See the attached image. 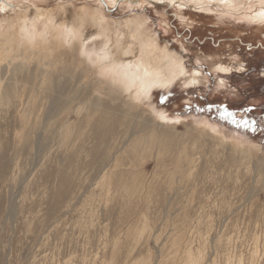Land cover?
<instances>
[{
    "label": "rangeland",
    "instance_id": "rangeland-1",
    "mask_svg": "<svg viewBox=\"0 0 264 264\" xmlns=\"http://www.w3.org/2000/svg\"><path fill=\"white\" fill-rule=\"evenodd\" d=\"M103 1L25 0L23 7L53 10L57 19L68 18L69 22H76L83 5L101 8L110 19L109 31L113 32L117 22L120 33L126 34L131 33L125 28L127 19L146 20L144 33L156 42L157 55H162L161 50L167 54L162 55L164 69L171 68L172 59L183 66V73L168 86L155 85L150 95L136 96L148 117L158 123L156 133L165 152L157 158L152 147L135 160L126 157L118 140L123 128L117 124L112 141L109 137L103 141L92 131L76 145L73 136L64 148L51 143L48 152L34 162L32 130L43 116H31V126L21 131L18 113L0 115V264H226L225 260L227 264H264V176L254 182L250 167L264 162V27L257 30L250 21L238 18L244 13L220 17L206 8L184 6L182 0H145L137 4ZM263 2L258 0L255 9L242 12H255L259 5L264 7ZM84 27L95 30L90 21ZM217 65L230 68L220 71ZM73 118L72 113L67 117L58 115L50 120L46 131L55 132L57 137L62 120ZM25 134L28 138L22 144L20 136ZM208 134L222 138L226 147L215 146ZM200 139L201 144L192 145ZM234 144L249 151L251 173L245 164L233 159ZM116 151L118 155L112 159ZM104 165L108 172L101 178ZM212 224H216L214 228ZM177 240L180 244H175ZM238 253L244 259H239Z\"/></svg>",
    "mask_w": 264,
    "mask_h": 264
},
{
    "label": "bare ground",
    "instance_id": "bare-ground-1",
    "mask_svg": "<svg viewBox=\"0 0 264 264\" xmlns=\"http://www.w3.org/2000/svg\"><path fill=\"white\" fill-rule=\"evenodd\" d=\"M21 1H23V2H21ZM24 1L25 0H20V1L19 0H0V115L6 114L10 111L14 112V113H18L20 116V120H21V131H24L26 129V125L28 126L32 123L31 116L32 117L33 116L39 117L41 115L43 116L41 121L37 120L38 122H35L37 124V127H35V123H34V129L35 130L34 129L32 130L33 137H31V148L34 151L33 152L34 162H36V161L38 162L39 156L41 154H46L48 152V150L50 149L49 145L51 143L56 142L59 145V147L64 148L63 146H65L66 143H68L69 139L72 138L73 136H74L73 141L76 145L80 144V142H82L84 140L85 135H87L88 133H90L92 131L95 132V134L100 135V138L103 141H105L108 137L112 141L115 137L114 130H115V127L117 124H118V126H122V128H123L122 136L118 140H119V143H121L119 146L121 147L123 152L127 155L126 157H128L130 159L133 158V160H135V158L138 157L139 155H141L142 153H145L146 151H150L152 147H154L156 149V157L157 158L160 157L161 155H163L165 152L164 144H163V141L161 140V138L157 137V133H156V127L158 126V123L153 121L152 118L150 119L148 117L146 110L140 105V103L138 101H136L138 98L136 96H137V94L145 95V96L150 95V90H152V86H155V85L168 86L169 84H171L174 81L176 76L183 73V71H182L183 66H181V63L177 62V60L172 59L173 61L171 62V65L169 63V66L171 68H169V70L164 69L165 67H163V65H164V62H166V61H164L162 63H161V61H163L162 58L167 56V54H166L165 50L164 51L161 50L163 57H162V55L161 56L157 55L156 49H158V48L156 47V42L153 39H148L144 33L146 20L144 21V19L141 17H135L133 19H127L125 21V24H126L125 28L127 29V31L131 32L129 34L120 33V29L118 28V23L114 22L113 28H115V29L113 30V32H111V31H109V28H108L110 19H108V15L104 12V9L102 10L101 8H97V7L92 9L88 6L83 5V6H81L80 9H78V10H80L79 11L80 17L76 20V22H74V21L69 22V20H67L68 18L57 19V15L54 14L53 10L44 9L43 7H41V8L40 7H33L30 9L28 7H23V6H25ZM27 1H29V0H26V2ZM36 1H38V0H36ZM101 1L104 2L103 0H101ZM112 1L113 2L116 1L117 3L124 2L126 4H133V3L137 4L139 2H144L145 0H112ZM170 1H172V0H170ZM175 1H177V0H175ZM262 1H264V0H262ZM172 2H174V1H172ZM172 2H171V4H172ZM182 2H183L184 6L190 5V6H192V8L193 7L204 8V9L206 8L205 10L217 12V13H219L218 15H220V14L229 15L231 13L237 15V14H239L238 12L244 13L243 17L242 16L240 17V15H237L238 18H243V19H246L247 21H250L252 24H254L256 26L257 30H261L264 27V7H262V5H259V7H257L258 9L255 10V12L254 11H251V12L250 11H243L242 12L243 9H250V10L255 9L256 8L255 6H257L256 3L258 2V0H182ZM62 3L64 4V2H62ZM63 4H61V5H63ZM8 12H10V15H6V13H8ZM246 12L251 13V15L246 14ZM57 14L58 15H64L65 12H62V13L58 12ZM220 17H221V15H220ZM180 18H182V17H180ZM87 21H90V23L93 24V26L95 27V30L85 29L84 24ZM185 23H186V21H185ZM190 24H191V22H190ZM101 38H104V40ZM102 40H103V44H102ZM136 43H137V45H135ZM102 46H103V48H101ZM136 53H137V55H136ZM212 60H213V58H212ZM69 62L71 64H69ZM72 64H76V66H73ZM89 64H91V67L89 66ZM172 64H174V65L172 66ZM219 64H221V63H219ZM229 68L230 67L228 65L227 66L217 65V69H219L220 71H227V70H229ZM195 72H197V71H195ZM193 79H195V78H193ZM183 81H184V79H183ZM126 90H127V92H126ZM124 95H127V97ZM143 98H145V97H143ZM140 99L141 98H139V101H140ZM149 100H151V99H148V101ZM148 101H147V105L149 104ZM36 102H38V104H36ZM143 104H145V103H143ZM156 111L158 112L157 109H156ZM156 111L155 112L153 111L152 113L155 114ZM69 113H72L74 118L71 121H68V119L62 120V122L57 126L58 130L56 131L57 133H59V136L56 137L54 135L55 132L49 133L48 131H46V126L51 124L50 120L54 119L58 115L62 116L63 114L67 117L69 115ZM158 113H160V112H158ZM161 114H163V113H161ZM118 121H119V123H118ZM89 127H90V130H87V128H89ZM21 134H22V132H21ZM208 136L210 137L211 140H213V143L215 144V146H219L222 148L226 147L225 141L222 138H219V136H216V135L212 136V134H208ZM27 138H26V134L22 135V136H20L21 140L19 142H22V144H23V141H26ZM197 144H201V139L193 141L192 145L194 146ZM100 148L101 147L98 146V149H100ZM190 148H192V146ZM232 148H233L232 149L233 154H236L235 155L236 157L233 159H235V161H237L239 164H245L246 165L245 168L247 169V172L250 171L249 168L251 167L252 173L251 172H249V173H251V178L254 182H256L257 180H260L259 178L261 176H264V173H263L264 162L262 161L258 165H255L254 167L253 166L248 167L250 164V161H251V155L249 154V151L246 148H244L240 145H237V144H234V147H232ZM117 152L118 151L115 152L114 156H111L112 159L113 158L116 159V155H118ZM217 153H219V152H217ZM214 154L216 155L215 152H214ZM14 157L16 158V156H14ZM229 157H230V155H229ZM229 157H227V158H229ZM232 157H234V156H232ZM2 158H3V156H2ZM159 161H160V159H159ZM239 164H237V165H239ZM242 168H243V166H242ZM232 169L234 170L235 168H232ZM233 170H230V172ZM107 172L108 171L106 169V166L104 165V167L102 168L101 173H100L101 178H102V176L106 175ZM212 172H213V169H212ZM226 172H227V170H226ZM233 172L235 173V171H233ZM237 174H238V172H237ZM227 175H228V173H227ZM218 176H217V178H218ZM199 177H201V176H199ZM212 177H214V176H212ZM212 177H210V178H212ZM214 178H213V180H214ZM229 178H231V177H229ZM232 180H234V179H232ZM211 182H212V180H211ZM199 183L201 184V182H199ZM233 183H235L234 185L238 184L237 182H233ZM201 186H202V184H201ZM232 186H233V184H232ZM204 187L205 186H203V188ZM222 187H225V186L222 185ZM198 189H199V187H198ZM216 189H218V188H216ZM223 190H224V188H223ZM230 190H232V189H230ZM245 190L243 191V193L245 192ZM209 191H211V190H209ZM211 192H213V190ZM217 193H218V191H217ZM189 194H188V196H190ZM199 194H201V192H199ZM207 194H206V196H207ZM214 194L216 195V193H214ZM224 194H226V193H224ZM201 195H200V197H202V196L204 197V195H202V196ZM235 195L238 196V193H236ZM211 196H213L212 193H211ZM217 196H219V194H217ZM222 196H223V194H222ZM244 196H245V194H244ZM196 197H197V195H196ZM196 197H194V198H196ZM197 198L200 199L199 197H197ZM204 198L207 199L209 197H207V198L204 197ZM225 198H226V195H225ZM253 198L255 199V197H253ZM217 199H216V202H218ZM238 200H240V198ZM245 200H247V199H245ZM250 201H252V200H250ZM135 202H136V200H135ZM235 202H236V199H235ZM243 202H245V201H243ZM190 203H192V202H190ZM248 203H249V201H248ZM219 204L221 205V202ZM237 204H239V203H237ZM212 206H214V205H212ZM197 207H198V205H197ZM253 208H255V207L253 206ZM220 209H221V207H220ZM224 209H226V208H224ZM228 210H231V209L229 208ZM215 211L216 210H214V212ZM196 212H197V210H196ZM210 212H211V210L209 211V213ZM230 212H232V211H230ZM217 213H219V212H217ZM241 215H242V213H241ZM211 216H209V217H211ZM213 216H214V214H213ZM198 218L200 219V217H198ZM208 219H210V218H208ZM211 219H213V218H211ZM217 220H218V217H217ZM236 220L238 221L237 218H236ZM127 221H128V219H127ZM206 221H208V220H206ZM214 221H216V220H214ZM109 222H110V220H109ZM184 223H186V222H184ZM207 223H205V224H207ZM212 223H213V220H212ZM213 225H216V224H212V226ZM225 225H227V224H225ZM236 225L238 226V224H236ZM171 226L172 225L170 224V227ZM239 226H240V224H239ZM154 227H156V226H154ZM225 227H223V229ZM228 227L230 228V226H228ZM213 228H214V226H213ZM178 229H179V227H178ZM238 229H241V227ZM144 230H145V228H144ZM235 230L237 231V229H235ZM175 231H177V230H175ZM196 231L194 232L195 234H196ZM210 231H211V229H210ZM252 231L253 230H251V232ZM190 232H191V228H190ZM199 232H200V230H199ZM199 232H198V234H199ZM227 232H228V230H227ZM150 233H151V230H150ZM156 233H155V235H157ZM146 234H144V235H146ZM180 234H181V232H180ZM221 234H223V233H221ZM256 234H258V230H257ZM167 235L168 234H166V236ZM182 235L184 236V234H182ZM182 235H181V237H182ZM199 235H202V234L200 233ZM248 235H250V234L248 233ZM220 236H222V235H220ZM212 237H213V235H212ZM217 237H219V236H217ZM217 237L215 239H218ZM175 239H177V238L174 237L173 240H175ZM219 239L221 240L222 238L220 237ZM180 240L179 241L177 240V242H179V243L176 242L175 244H180ZM224 240H225V238H224ZM230 240H232V239H230ZM205 241H206V238H205ZM240 241H241V239H240ZM244 241H246V239ZM221 242H223V241H221ZM190 243H191V241H190ZM225 243H227V242H225ZM235 243H236V241H235ZM241 243H240V245H241ZM170 244L172 245V243H170ZM175 244H174V246H175ZM246 244L248 246V243H246ZM256 245L252 244V246H256ZM164 246H162V247H164ZM221 247H222V245H221ZM188 248H191V247H188ZM175 249H177V248H175ZM213 249H214V247H213ZM218 249H217V251H219ZM225 249L226 248H224V250ZM250 249H251V246H250ZM254 249H256V248H254ZM230 250H232V249L230 248ZM234 250H236V249H234ZM184 251L185 250H183V248H182V253ZM189 251L187 252V254L190 253L189 255L191 256V252H189ZM199 251H198V253H199ZM211 252H212V250H211ZM253 252H254V250H253ZM255 252H257V251L255 250ZM160 253H161V251H160ZM167 253H168V251H167ZM174 253H175V251H174ZM242 253H244V252H242ZM250 253H252V251H250ZM184 254H186V253H184ZM203 254H204V252H203ZM221 254L223 255L222 252L220 253V256H221ZM247 254L250 257L249 252ZM193 255H194V253H193ZM195 255H196V253H195ZM242 255L243 254H241V257H242ZM254 255H256V254H254ZM166 256H163V257H166ZM182 256L184 257V255H182ZM201 256H202V254H201ZM198 257H200V256H198ZM232 257L233 256H231V258ZM236 257H238V256H236ZM241 257L239 254L238 258L240 259ZM243 257H242V259H244ZM263 257H264V254H263L262 258ZM161 258H162V256H161ZM184 258H186V257H184ZM206 258H207V256H206ZM179 259H180V257H179ZM189 259H190V257H189ZM219 259H220V257H219ZM233 259H234V257L232 258V260ZM164 260H165V258H164ZM196 260H198V259L196 258ZM259 260H261V259H259ZM191 261H194V260L192 259ZM166 262H168L167 259H166ZM172 262H173V259H172ZM186 262H183V264H185ZM225 262L228 263V260L227 261L225 260ZM239 262H241V261H239ZM213 263H214V260H213ZM236 263H237V260H236ZM242 263H243V260H242ZM188 264H194V263L192 262V263H188ZM230 264H231V262H230ZM251 264H252V262H251Z\"/></svg>",
    "mask_w": 264,
    "mask_h": 264
},
{
    "label": "trees",
    "instance_id": "trees-1",
    "mask_svg": "<svg viewBox=\"0 0 264 264\" xmlns=\"http://www.w3.org/2000/svg\"><path fill=\"white\" fill-rule=\"evenodd\" d=\"M244 113H245V114H247V112H246V111H244Z\"/></svg>",
    "mask_w": 264,
    "mask_h": 264
}]
</instances>
